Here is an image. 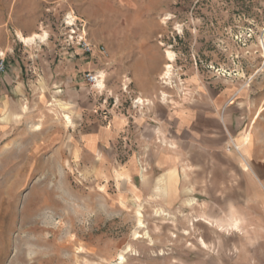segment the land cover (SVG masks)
I'll return each instance as SVG.
<instances>
[{
  "label": "rangeland",
  "instance_id": "374dc122",
  "mask_svg": "<svg viewBox=\"0 0 264 264\" xmlns=\"http://www.w3.org/2000/svg\"><path fill=\"white\" fill-rule=\"evenodd\" d=\"M70 13L95 47L77 59L103 60L79 75L88 89V72H103L106 88L117 70L130 81L134 46L144 41L166 104L232 88L242 107L263 113L264 0H0V44L14 48L0 51L8 62L25 64L27 98L57 91L45 81L69 59L60 55L71 49L62 26ZM19 34L44 39L27 44ZM169 63L171 80L164 79ZM19 114L0 124V264H250L252 257L264 263V188L251 197L198 190L178 201L165 180H136L137 190L101 180L91 158L78 153L86 126L72 111ZM252 132V152L264 160V114ZM252 132L242 155H249ZM256 166L264 176V164ZM236 177L230 189L241 186ZM235 217L259 224L260 233H246L243 223L229 226Z\"/></svg>",
  "mask_w": 264,
  "mask_h": 264
},
{
  "label": "crops",
  "instance_id": "0c3cea01",
  "mask_svg": "<svg viewBox=\"0 0 264 264\" xmlns=\"http://www.w3.org/2000/svg\"><path fill=\"white\" fill-rule=\"evenodd\" d=\"M146 46L144 41L134 46L128 71L130 81L122 70H117L107 79L106 88V75L94 72L105 75V90L96 91V95L91 91L95 89H88L79 75L98 69L103 60L98 65H86L77 59L79 49H66L60 56L68 57L67 63L56 75L46 77L45 82L57 88L52 98L48 94L49 97L40 99L32 93L27 98L25 64L19 60L7 61V71L0 75V124L7 123L10 117L18 118L21 111H72L78 126H86L83 152L78 153L91 158L95 178L116 180L136 190V180L153 183L165 180L168 191L180 197L178 201L198 190L202 196L261 195L264 176L256 165L264 164V160L252 152L255 143L252 131L264 111L258 116V109L242 107L238 93L232 88L211 97L204 95L202 101L188 99L166 104V98H159L161 91L153 78L154 67L150 65ZM0 49L14 51L5 42L0 44ZM33 69L36 71V66ZM137 98L147 105L135 107ZM250 129L249 155H242L241 149L247 150L248 136H244ZM215 172H218L216 176ZM218 174L220 178H214ZM235 174L242 184L230 189L229 180ZM132 193L136 195L137 191ZM232 205L233 213L237 209ZM235 218L229 226L243 223L246 233H260L259 224L251 225L246 218ZM249 262L264 264L256 257Z\"/></svg>",
  "mask_w": 264,
  "mask_h": 264
},
{
  "label": "built area",
  "instance_id": "2783aa9c",
  "mask_svg": "<svg viewBox=\"0 0 264 264\" xmlns=\"http://www.w3.org/2000/svg\"><path fill=\"white\" fill-rule=\"evenodd\" d=\"M78 19L74 15L69 14L65 17L62 22V26L67 30L68 35V46L72 49H79L83 54H92L94 52L93 45L89 43L86 39L85 31L83 30L82 25H78ZM81 27V28H80ZM101 53H106L104 47H100ZM7 71V55L0 51V75L6 73ZM85 80L90 84L91 89L96 91H104L105 87L100 85L104 84L105 75L102 73L88 72L85 75ZM128 87H126L127 89ZM135 107L142 108L147 105L143 100L139 98L134 100Z\"/></svg>",
  "mask_w": 264,
  "mask_h": 264
},
{
  "label": "bare ground",
  "instance_id": "6f19581e",
  "mask_svg": "<svg viewBox=\"0 0 264 264\" xmlns=\"http://www.w3.org/2000/svg\"><path fill=\"white\" fill-rule=\"evenodd\" d=\"M19 39L24 42V43H27V44H32V43H35L38 39L39 40H43L44 39V36H41L39 34H34L30 37H24L23 35L19 34L18 35ZM167 58L170 62H173L175 60L174 58V54L172 52H168L167 54ZM172 70H173V66L171 63L167 64L166 66V73L164 74V79H167V80H171L172 79ZM162 96L164 98H166L165 94L162 93ZM204 246H206V244L204 242H202ZM124 258H122L123 260Z\"/></svg>",
  "mask_w": 264,
  "mask_h": 264
}]
</instances>
